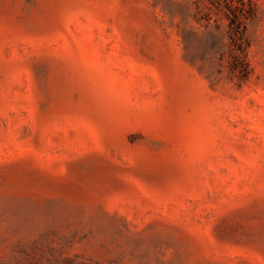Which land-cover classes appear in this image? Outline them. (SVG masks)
Masks as SVG:
<instances>
[{"label":"rangeland","instance_id":"obj_1","mask_svg":"<svg viewBox=\"0 0 264 264\" xmlns=\"http://www.w3.org/2000/svg\"><path fill=\"white\" fill-rule=\"evenodd\" d=\"M0 264H264V0H0Z\"/></svg>","mask_w":264,"mask_h":264}]
</instances>
